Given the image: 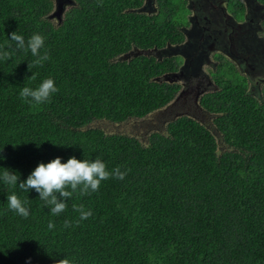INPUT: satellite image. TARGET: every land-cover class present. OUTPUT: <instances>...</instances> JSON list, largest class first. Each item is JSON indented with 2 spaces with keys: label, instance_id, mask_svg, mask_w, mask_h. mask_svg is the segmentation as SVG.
Here are the masks:
<instances>
[{
  "label": "trees",
  "instance_id": "trees-1",
  "mask_svg": "<svg viewBox=\"0 0 264 264\" xmlns=\"http://www.w3.org/2000/svg\"><path fill=\"white\" fill-rule=\"evenodd\" d=\"M141 3L74 0L55 22L48 18L52 0H0V44L14 31L26 40L39 33L40 53L50 56L36 65L30 51L13 45L11 59L0 62V167L17 171L18 183L56 157H99L109 172L127 173L97 191L73 193L58 216L35 190L0 183V264H55L64 256L72 264H264V96L246 94L239 76L236 84L228 75L233 71L216 97L201 99L219 112V152L211 132L186 116L145 142L90 126L140 119L178 89L155 79L176 69L174 59L128 53L180 41L182 4L159 0L151 18L133 10ZM49 77L59 91L46 103L20 96L22 87ZM13 191L30 207L28 218L8 209ZM73 205L92 215L81 220Z\"/></svg>",
  "mask_w": 264,
  "mask_h": 264
},
{
  "label": "flooded vegetation",
  "instance_id": "flooded-vegetation-1",
  "mask_svg": "<svg viewBox=\"0 0 264 264\" xmlns=\"http://www.w3.org/2000/svg\"><path fill=\"white\" fill-rule=\"evenodd\" d=\"M141 1L133 10L151 18L159 15V0ZM180 1L182 15L176 29L182 39L167 40L160 47L134 48L128 55L135 51L160 61L174 59L176 69L161 78L178 86L177 96L158 114L168 119L173 114H187L216 128L214 119L219 112L199 104L203 97L213 98L222 91L219 83L229 72H234V77L228 75L236 84L239 76L246 94L256 100L264 96V9L258 0H240L243 9L231 0Z\"/></svg>",
  "mask_w": 264,
  "mask_h": 264
},
{
  "label": "clouds",
  "instance_id": "clouds-1",
  "mask_svg": "<svg viewBox=\"0 0 264 264\" xmlns=\"http://www.w3.org/2000/svg\"><path fill=\"white\" fill-rule=\"evenodd\" d=\"M73 5L74 0L71 6ZM67 9L68 7L64 10V12ZM13 45L16 50L24 52L30 51L32 56L36 58L33 61V63L36 65L42 66L45 61L50 60V56L47 52H45L43 55L40 53V50L45 46V37L43 35L34 33L26 40L23 35L19 34L17 31H14L10 34V39L6 38L5 44H0V62H7L11 59V52L9 49L12 48ZM155 79H161V81H163L161 76L156 77ZM58 91L59 89L55 84V80L49 77L43 79L36 87H22L20 90V96L27 103L43 104L46 103L50 97ZM174 96L162 107L153 111L158 110V112H160V110L166 108V106L172 102L171 100L174 98ZM199 105L204 106L201 102ZM180 116H186L209 130L217 143V152H219L218 148H223V137L221 133L218 132L217 126L216 128H210L204 125L202 122L195 120V118H191L187 114L175 115V118ZM219 143L221 144L220 147ZM40 144L41 143H36V147H40ZM2 148H0V151H2ZM3 159L4 157L0 156V160ZM126 174L127 173L122 172L119 167L109 172L107 170L106 163L99 157L94 160H81L73 156L69 157L65 162H62L61 157H56L47 163H38L37 166L26 177V179L20 181L19 183L18 181L20 180V174L17 171L0 167V183L8 185L13 189L18 188L19 190L26 193L31 190H35V192L39 194V199L44 201L45 206L50 209L51 214L53 216H58L67 208V200L72 196L73 193L79 191L82 195H86L90 191H97L102 181L111 177L123 180ZM68 189H71V191ZM7 205L9 210L13 211L16 215L22 218L26 219L30 215V207L25 201L19 198L16 191H13L7 195ZM73 208L80 213L81 220H86L92 215V211L90 209L85 211L83 205H73ZM68 226L69 222L65 221V227ZM48 228L49 230L54 229L55 223L49 221ZM55 264H72V261L64 256L62 259L55 260Z\"/></svg>",
  "mask_w": 264,
  "mask_h": 264
},
{
  "label": "rangeland",
  "instance_id": "rangeland-1",
  "mask_svg": "<svg viewBox=\"0 0 264 264\" xmlns=\"http://www.w3.org/2000/svg\"><path fill=\"white\" fill-rule=\"evenodd\" d=\"M52 1H54V0H52ZM146 1L149 2V0H146ZM175 1H176V4L181 3L180 0H175ZM72 4H73V0H71V2H69V3H67L65 8H67V7L69 8ZM179 14L182 15V5L179 7ZM62 16H63V14L61 15V17ZM50 19H52V18H50ZM53 20L55 22H57L56 18H53ZM134 53H135V51L133 53H130V55L144 54V52L135 53V54ZM158 113H159L158 110H156V111L149 113L144 118L130 119V120L124 121L122 123H111L109 121L99 119V120L93 121L90 124V126L101 128L105 133L128 134V135L136 137L140 142H145L148 138L149 133H151L153 131L164 132L166 123L169 120L175 118L174 114L171 115V117H169V119H168V117H162V115L158 114ZM220 146H221V144L219 143V147Z\"/></svg>",
  "mask_w": 264,
  "mask_h": 264
},
{
  "label": "water",
  "instance_id": "water-1",
  "mask_svg": "<svg viewBox=\"0 0 264 264\" xmlns=\"http://www.w3.org/2000/svg\"><path fill=\"white\" fill-rule=\"evenodd\" d=\"M53 2L54 8L51 13H49L48 18H56L57 22H59L61 19V15L63 14L62 12H64V10L66 9V4L71 2V0H54ZM163 81L171 82L169 79H167V77H164Z\"/></svg>",
  "mask_w": 264,
  "mask_h": 264
}]
</instances>
